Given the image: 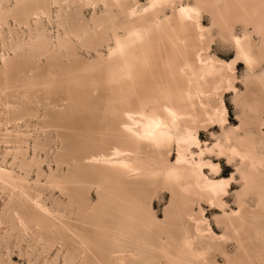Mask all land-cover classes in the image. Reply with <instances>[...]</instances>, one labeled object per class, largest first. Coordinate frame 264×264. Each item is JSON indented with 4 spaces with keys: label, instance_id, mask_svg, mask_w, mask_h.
Segmentation results:
<instances>
[{
    "label": "rangeland",
    "instance_id": "rangeland-1",
    "mask_svg": "<svg viewBox=\"0 0 264 264\" xmlns=\"http://www.w3.org/2000/svg\"><path fill=\"white\" fill-rule=\"evenodd\" d=\"M138 1L145 5L148 0ZM9 3L13 5L14 0ZM178 5L176 2L174 7ZM164 12L167 17L173 14L170 7ZM127 15L117 6L106 10L101 3L94 7L78 0H59L58 4L50 5L49 17L41 16L38 22L30 19L27 25H17L12 17H6L5 22L0 20V54L12 56L15 43L40 35L42 28L51 40L58 36L70 48L69 55L64 48H53L52 59L36 52L27 55L36 67L33 76L39 85L32 90L19 87L18 93L3 98L16 104L11 108L16 124H5L6 110L0 102L1 133L6 126L10 132L0 137V168L20 178L29 204L43 207L48 215L40 225L34 223L31 217L36 215L32 207L29 205L27 210L17 203V198H22L21 190L11 191L0 182V264H264V203L259 187L243 197L248 211L244 220L236 227L231 222V213L238 208L237 195L243 189L237 159L219 158L221 174L235 177L223 207L211 208L206 202H201L200 207L194 204L183 213L182 221L172 213L170 195L164 190L141 198L144 206L150 202L145 211L155 215L158 222L150 221L145 227L139 224L135 231H124L110 213L80 215L73 203L76 196L73 188L79 182L93 204L99 191L102 195L109 191L83 187L85 178L77 170L76 162L110 147L108 139H99L102 127L99 116L94 109L86 111L82 105L89 102L95 107L98 103L95 95L106 87V71L98 59L107 57L114 47L113 30L120 36L126 34L130 21ZM201 16L208 32L200 52L215 59L235 60L231 39L212 24L208 12L202 11ZM81 26L84 29L79 39L66 36L68 28ZM233 33L241 36L238 25ZM252 38L260 45L257 33ZM234 73L235 90L218 89L213 96L215 102L222 97L226 105L228 122L224 129L237 128L245 122L248 135L264 151V58L252 71L243 62H237ZM198 130L200 139L206 143L223 136L216 122ZM239 131L243 133V129ZM243 170L248 171L246 167ZM253 174L259 183L264 178L255 171ZM53 176L66 180V189L52 186ZM14 204L24 223L9 216L7 207ZM192 217L203 220L201 235L195 232ZM42 225L46 228H40ZM209 229L212 236L207 234ZM183 230L189 235L191 247L184 241Z\"/></svg>",
    "mask_w": 264,
    "mask_h": 264
},
{
    "label": "bare ground",
    "instance_id": "bare-ground-1",
    "mask_svg": "<svg viewBox=\"0 0 264 264\" xmlns=\"http://www.w3.org/2000/svg\"><path fill=\"white\" fill-rule=\"evenodd\" d=\"M78 1L94 7L101 3L106 10L117 6L130 17L126 34L120 36L113 30L114 47L107 57L98 59L106 71V87L95 95L98 103L95 107L89 102L82 105L86 111L95 110L102 125L99 139H108L110 147L76 162L77 170L85 178L83 187L109 190L103 195L99 191L93 204L79 182L73 188V203L80 215L110 213L124 231H135L139 224L145 227L150 221L158 222L155 215L145 211L150 202L144 206L141 198L161 190L169 193L172 213L179 221L194 204L200 207L201 202H206L211 208H222L235 182L234 174H221L219 158L225 157L239 161L237 171L243 186L241 195H237L238 208L231 213L232 225L236 227L248 213L244 196L259 187L264 203V151L248 135L245 122L240 127L224 129L227 108L222 97L215 102L213 96L218 89L235 90L237 62H243L252 71L264 58V0H191L192 4L190 0H148L145 5L138 0ZM9 2L0 0V20L5 22L6 17H12L17 25H27L30 19L38 22L41 16L49 17L50 5L59 0H14L13 5ZM176 2L179 5L174 7ZM169 7L173 14L167 17L164 10ZM202 11L208 12L212 24L231 39L235 60L215 59L200 52L208 32L201 22ZM237 25L241 36L233 33ZM82 29L83 26L68 28L66 36L79 39ZM40 31V35L28 41L15 43L12 56L0 54V102L6 110L5 124H16L17 118L11 115L16 104L3 98L18 93L19 87L32 90L37 85L33 76L36 67L27 55L40 54L52 59L55 47L64 48L69 55L65 39L57 36L51 40L43 28ZM253 33L260 37V45L253 40ZM89 40L90 36L86 37ZM1 43L4 44L3 38ZM44 87L49 88L46 84ZM83 99L87 100V95ZM214 122L221 126L223 136L212 143L202 142L199 127ZM6 128L1 133L0 125L1 139L6 132L10 133ZM252 170L263 178L260 183ZM0 182L11 191L21 190L22 198L19 196L17 203L27 210L29 205L32 207L34 223L40 225L48 216L43 207L29 204L22 181L11 171L0 168ZM50 182L66 189V180L53 176ZM7 212L24 223L15 204L8 206ZM191 219L195 232L201 235L203 220ZM207 234L212 236L210 229ZM188 237L183 230L184 241L191 247Z\"/></svg>",
    "mask_w": 264,
    "mask_h": 264
}]
</instances>
